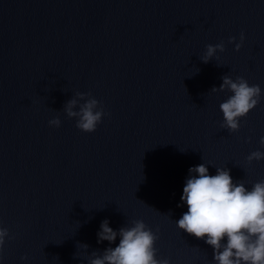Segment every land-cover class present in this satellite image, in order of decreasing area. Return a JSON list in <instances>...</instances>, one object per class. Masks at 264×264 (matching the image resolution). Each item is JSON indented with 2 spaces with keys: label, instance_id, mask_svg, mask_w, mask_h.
Listing matches in <instances>:
<instances>
[{
  "label": "water",
  "instance_id": "95a60500",
  "mask_svg": "<svg viewBox=\"0 0 264 264\" xmlns=\"http://www.w3.org/2000/svg\"><path fill=\"white\" fill-rule=\"evenodd\" d=\"M225 75L264 93V0H0V264H89L119 243L97 242L105 219L159 229L170 264H214L176 226L189 168L264 180V160L246 159L264 152V96L238 132L221 129L231 93L211 89ZM77 93L108 113L93 133L63 112Z\"/></svg>",
  "mask_w": 264,
  "mask_h": 264
},
{
  "label": "clouds",
  "instance_id": "9594fccd",
  "mask_svg": "<svg viewBox=\"0 0 264 264\" xmlns=\"http://www.w3.org/2000/svg\"><path fill=\"white\" fill-rule=\"evenodd\" d=\"M244 39L241 33L239 43L235 37H230L228 43L235 44V50L239 51ZM224 51L223 42L209 44L201 61L207 64L214 58L219 59L217 53ZM211 91L231 93L219 106L223 115L220 128L229 133L240 130V121L261 103L264 96L259 85H250L243 77L233 80L228 75L222 77L219 88L213 87ZM63 112L69 119H75L76 128L84 133L95 132L108 115L91 93H77L64 105ZM49 126L59 128L60 118L51 119ZM259 143L264 147V137ZM246 159L248 164L259 162L264 160V152L253 151ZM208 166L201 163L189 168L181 196V205H186L187 211L176 221L177 228L204 240L213 249L214 264H264V180L253 183L249 189L242 180L234 182L229 169L216 168V174L210 175ZM158 232L159 229L154 232L142 220L114 231L105 219L97 233V242L106 241L112 245L119 237V243L102 253L92 252L89 264H170L169 259L157 258ZM9 239H12L9 230L0 226V253Z\"/></svg>",
  "mask_w": 264,
  "mask_h": 264
}]
</instances>
